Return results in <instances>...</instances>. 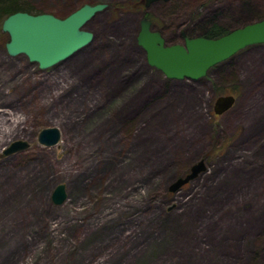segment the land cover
I'll list each match as a JSON object with an SVG mask.
<instances>
[{
	"label": "rangeland",
	"instance_id": "1",
	"mask_svg": "<svg viewBox=\"0 0 264 264\" xmlns=\"http://www.w3.org/2000/svg\"><path fill=\"white\" fill-rule=\"evenodd\" d=\"M25 1L61 17L109 5L85 25L91 43L45 69L9 54L0 25V264H264V43L191 80L138 42L144 15L184 44L264 19V0ZM47 126L55 145L38 141ZM15 139L30 146L4 154ZM200 159L206 171L169 192Z\"/></svg>",
	"mask_w": 264,
	"mask_h": 264
},
{
	"label": "water",
	"instance_id": "2",
	"mask_svg": "<svg viewBox=\"0 0 264 264\" xmlns=\"http://www.w3.org/2000/svg\"><path fill=\"white\" fill-rule=\"evenodd\" d=\"M155 1L158 0H145V6L149 7ZM108 5L104 2L86 3L65 17L51 12H14L2 24L3 31L8 32L10 37L7 50L11 55H27L31 62L38 63L42 69L53 66L91 43L94 33L85 25ZM138 42L146 50L148 62L162 70L167 77L198 80L211 67L243 48L264 43V19L235 28L220 37H187L184 44L168 45L159 31L151 29V21L145 17L141 21ZM235 100L233 94L220 95L215 101V112H225L234 105ZM61 138L62 130L58 126L44 127L38 134V141L46 146L57 144ZM29 146L28 140L15 139L8 144L4 154L9 155ZM206 169L205 159L196 161L185 175L171 182L169 191H178ZM67 197L66 184L59 183L52 194L53 202L62 204Z\"/></svg>",
	"mask_w": 264,
	"mask_h": 264
},
{
	"label": "trees",
	"instance_id": "3",
	"mask_svg": "<svg viewBox=\"0 0 264 264\" xmlns=\"http://www.w3.org/2000/svg\"><path fill=\"white\" fill-rule=\"evenodd\" d=\"M17 11H28L36 14L48 12L44 10H38L29 1L26 2L25 0H0V25H2L6 17ZM229 31L231 30H224V27L219 23H213L209 27H206L203 33H200L198 36L216 38L228 33Z\"/></svg>",
	"mask_w": 264,
	"mask_h": 264
},
{
	"label": "flooded vegetation",
	"instance_id": "4",
	"mask_svg": "<svg viewBox=\"0 0 264 264\" xmlns=\"http://www.w3.org/2000/svg\"><path fill=\"white\" fill-rule=\"evenodd\" d=\"M145 16V15H144Z\"/></svg>",
	"mask_w": 264,
	"mask_h": 264
}]
</instances>
